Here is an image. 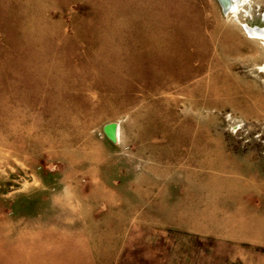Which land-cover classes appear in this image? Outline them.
I'll use <instances>...</instances> for the list:
<instances>
[{"label":"rangeland","instance_id":"1","mask_svg":"<svg viewBox=\"0 0 264 264\" xmlns=\"http://www.w3.org/2000/svg\"><path fill=\"white\" fill-rule=\"evenodd\" d=\"M255 31L264 0H0V264H264Z\"/></svg>","mask_w":264,"mask_h":264},{"label":"water","instance_id":"2","mask_svg":"<svg viewBox=\"0 0 264 264\" xmlns=\"http://www.w3.org/2000/svg\"><path fill=\"white\" fill-rule=\"evenodd\" d=\"M220 7L222 8L223 13H227L230 9V5L234 2V0H216ZM104 133L108 138V141L114 143L116 141L118 135V126L116 124H108L104 128Z\"/></svg>","mask_w":264,"mask_h":264},{"label":"bare ground","instance_id":"3","mask_svg":"<svg viewBox=\"0 0 264 264\" xmlns=\"http://www.w3.org/2000/svg\"><path fill=\"white\" fill-rule=\"evenodd\" d=\"M238 1H239V0H234V3H238ZM232 5H233V3H232ZM232 5H230V6L232 7ZM248 32H249V33H252L251 30H248ZM253 34H254V35H260V36H261V35H264L262 32H256V31H255Z\"/></svg>","mask_w":264,"mask_h":264},{"label":"crops","instance_id":"4","mask_svg":"<svg viewBox=\"0 0 264 264\" xmlns=\"http://www.w3.org/2000/svg\"><path fill=\"white\" fill-rule=\"evenodd\" d=\"M41 243H42V245H46V241L45 240H41Z\"/></svg>","mask_w":264,"mask_h":264}]
</instances>
